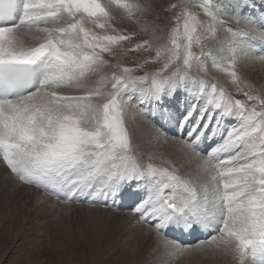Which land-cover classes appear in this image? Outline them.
Returning a JSON list of instances; mask_svg holds the SVG:
<instances>
[{
	"label": "snow or ice",
	"instance_id": "obj_1",
	"mask_svg": "<svg viewBox=\"0 0 264 264\" xmlns=\"http://www.w3.org/2000/svg\"><path fill=\"white\" fill-rule=\"evenodd\" d=\"M256 7L259 16L247 11ZM152 10L147 0H0V165L65 204L115 206L134 191V228L174 259L211 253L264 264V93L239 75L264 67V0L170 4L166 11L183 21V42L173 29L172 55L156 72L137 75L161 61L162 28L154 25L151 35L142 28L137 42L111 21L118 14L140 24ZM221 32L243 99L193 72L201 64L193 47L203 51ZM123 41L156 56L134 68L112 65L105 53L115 56ZM133 105L172 125V133L155 129L156 142L170 144L187 167L157 166L138 154L124 120ZM170 232L205 238L185 243Z\"/></svg>",
	"mask_w": 264,
	"mask_h": 264
},
{
	"label": "rangeland",
	"instance_id": "obj_2",
	"mask_svg": "<svg viewBox=\"0 0 264 264\" xmlns=\"http://www.w3.org/2000/svg\"><path fill=\"white\" fill-rule=\"evenodd\" d=\"M140 2L143 3L144 0H140ZM147 2L152 5L153 10L151 13L142 17L141 23L144 20L143 24L132 23L126 19H123L118 14L116 18L111 21L112 27L116 28L118 32H135V40L137 42H140L144 39V35L141 30L142 28L146 27L149 35H151L153 31L154 25H160L162 28V31L157 32V36H159L160 39L156 41V43L166 46V49L162 50L161 61L159 63H149L144 65L143 70L136 72L137 75H142L143 71L156 72L162 67L164 55H172L171 51L167 50L174 47L172 45V39L174 38L173 29H178V31L175 33V39L177 42H183V21L181 20L179 24H177L175 17L172 15V11H166L170 4L176 3L177 0H147ZM167 23H169L168 27H166ZM87 27L93 28L91 24H88ZM93 30L97 33H102L104 31L98 28H93ZM109 34H112L110 29ZM216 44V41L214 42L212 40H205L203 51L199 45L193 47L192 51L201 58V64L199 67L193 68V72L199 71L200 73L206 74L208 76L215 72V74H219V76L225 78L227 82L229 79L228 83H230V81L232 82V78L230 77L228 71L230 72L231 69L228 68L226 63L227 61L223 59L219 60L217 51L213 50ZM121 45L122 47L114 46L116 50L115 56H109L107 53H105V58L108 59L112 65L119 63L122 67L134 68L138 62H142L145 56H156L155 51L151 53H138L129 51L128 49L131 48V45H129L127 41L121 42ZM219 48L221 49L222 46L220 45ZM213 57L214 60L212 61L211 58ZM204 60H206V62L210 61L208 62L209 65ZM217 61L218 64L213 63ZM224 62L226 64H224ZM176 63H182V60L176 61ZM212 64L213 66L211 68L213 69L210 68V65ZM112 70L113 69H106L105 71L110 76ZM94 79H96V77ZM233 89L236 90V86L234 84ZM234 92H236L235 95L237 94V99L244 98L242 94L238 93L237 91ZM133 106L135 107V105ZM132 107H130L129 111H125L124 114L126 126L132 133L134 130L133 127L139 129V125L141 124L148 126V129H150L152 135L151 137L155 141L147 140V145L144 144V146L147 148L146 151L149 155L146 154V156H143L145 160H147L148 156H152V162L154 163L157 161L154 159V153L157 149L156 147H158L157 155L161 158L163 156V151L161 149L166 146L156 142L155 129L150 127V124L145 122V114L141 113L135 107L137 109V111H135L139 114L136 115V113L132 111ZM157 116L160 115H156V117ZM156 117L151 116V119L154 121V123L155 121L157 122ZM163 124V126H165L167 129L168 127L172 128L169 123ZM156 127H159L157 123ZM0 202L2 203V205L0 203V264H54L57 258L60 260V264H77L80 261H84L86 263L88 262L89 264H138L137 258L139 254L138 251L132 247L131 242L127 240L121 233L116 231H113L114 233L111 232L110 228L106 225H98L96 227V225L89 220L69 217L67 215H63L64 220L59 221L60 215L54 216V214L57 213L53 212V214H51L52 211L49 213L51 218L46 219V222H42V219L39 218H33L31 214L26 212L27 215L32 218L31 220L30 217L28 218L21 211H18V214L8 211L7 209L9 208L6 206L4 207L3 202ZM87 210L89 209H72L69 211V213H86ZM89 211H94V213L99 211L109 215L112 214L98 209H90ZM112 211L113 213L116 212L114 209H112ZM47 222H49V224ZM43 224H48V227H44ZM109 239L114 241L115 260L110 257L100 256ZM205 260H209L210 263ZM169 264L219 263L211 259H200L199 253H191L176 258L170 261Z\"/></svg>",
	"mask_w": 264,
	"mask_h": 264
},
{
	"label": "bare ground",
	"instance_id": "obj_3",
	"mask_svg": "<svg viewBox=\"0 0 264 264\" xmlns=\"http://www.w3.org/2000/svg\"><path fill=\"white\" fill-rule=\"evenodd\" d=\"M255 10L261 11V9L259 7L248 9L247 11L249 12V11H255ZM259 15L260 14L258 13L257 16H259ZM228 22L232 23V21H230V20ZM143 23H144V20L142 21L141 24H143ZM168 24L169 23L166 24L167 25L166 27H168ZM223 33L220 34V39L222 41L220 40V42L215 45L213 50L217 51L219 60L223 59L226 61V59L222 55V53L227 48L226 35ZM28 42L29 43H35V41H33L31 39H29ZM219 44L222 46L221 49L219 48V46H220ZM211 56H213V55H211ZM211 59L213 61L214 57ZM204 61L206 62V60H204ZM208 62H210V61H207L206 63H208ZM213 63L218 64V61L213 62ZM226 63L224 62V64H226ZM208 65H209V63H208ZM212 66H213V64L210 65V68ZM211 69H213V68H211ZM194 73H198L200 78H202L206 82L213 83V84H216L220 87H223L224 89L227 90V92L231 93L233 95V97L237 99V97H236L237 94L235 95L236 92H234L236 90L233 89V84L231 81H230V83H228L229 79L227 82L225 80V78H222L221 76H219V74H215V72L211 73L210 76H208L206 74H202L198 71H196ZM228 73H229V71H228ZM239 75H241L243 77L245 84L251 85L254 89L259 90L261 93H264V67L246 66L242 69V71L239 72ZM212 76H214V77H212ZM97 78H99V77H96V79ZM75 94H80V93H75ZM132 108H133L132 111L135 112L136 115H139L136 112L137 109L134 106ZM156 118H157V122L155 121V123H157L158 126L160 124L164 125L163 124L164 122H163L161 116H157ZM139 126H140L139 129L133 127V129H134L133 130L134 142H135V145L138 149V154L146 156V154H147L146 149L147 148L144 146V144L147 145V140L148 141H155V140L152 139V137H151L152 135H151L150 129H148V126H144L142 124ZM168 129H170V128L168 127ZM161 144H163V146H166V147L161 149L163 151V156L160 158V156L157 155L158 147H156V145H155V147L157 149L156 150L154 149L156 152L155 151H153V152H155L154 153V155H155L154 159H156L157 161L154 162V164H156L157 166H161V167H167V166H169L168 162H174L177 166L187 167V165H185L184 161L181 159L180 154L177 153L175 151V149L170 144H164V143H161ZM148 145H150V144H148ZM151 145H153V144H151ZM147 155H149V154H147ZM191 167L194 168V165H192ZM4 172L6 174H8L9 176H4L3 179L0 176V201L3 202L4 207L6 206L9 208V209H7L8 211L14 212L15 214H18L17 212L21 211L28 218L30 216H28L27 213H29V214H31V216L33 218L42 219V222H44L46 219L51 218V215L49 214L50 211H52L51 214H53V212L57 213V214H54V216L60 215L59 221L64 220L63 215H67L69 217L86 219V220H89L92 223H94L96 225V227L98 225H106L110 228L111 232L116 231V232L121 233L127 240H129L131 242L132 247L138 251V254H139V256L137 258L138 264H169L170 261L174 260V258L167 255L162 249L157 248L151 239L146 238L144 236L142 231L134 228V225L131 222V207L129 206V201L126 200L127 197L131 198V195H133L134 191L130 190L129 192H127L121 200H118L116 202L115 206H113L112 202L109 201L110 205H112V209H114L116 211L115 214L109 215L107 213H103V212H99V211L94 213V211L93 212L89 211L90 209L87 210L86 213L78 212L75 214L74 212L69 213L66 211H60V210L56 209L54 206L50 205L46 201H43V203H42V201H41V203H37L35 200H33L34 196L26 193L23 190H13V186L18 185V183H16V181L13 179L14 177L10 174V172H8L6 169L4 170ZM1 205H2V203H1ZM39 219H38V221H39ZM31 220H32V218H31ZM47 223L49 224V222H47ZM48 224H46V225L43 224V226L48 227ZM40 229H42V228H40ZM107 251L110 253H108ZM184 255H186V254H184ZM184 255H182V256H184ZM100 256L101 257L102 256L103 257H110V258H113L115 260V249H114V241L113 240L109 239L108 243L105 245ZM182 256H180V257H182ZM199 258L200 259H211V260L216 261L219 264H236V261H234L231 257L224 256L221 254L213 255L211 253H199ZM59 261L60 260H58V258H57L56 261L54 262V264H60ZM205 261L210 263L209 260H205ZM68 264H70V263H68ZM77 264H89V263L88 262L86 263L84 261H80Z\"/></svg>",
	"mask_w": 264,
	"mask_h": 264
}]
</instances>
